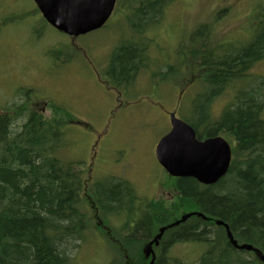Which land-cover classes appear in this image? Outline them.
Segmentation results:
<instances>
[{
    "label": "trees",
    "instance_id": "obj_1",
    "mask_svg": "<svg viewBox=\"0 0 264 264\" xmlns=\"http://www.w3.org/2000/svg\"><path fill=\"white\" fill-rule=\"evenodd\" d=\"M175 1L123 0L128 10L124 35L100 74L112 89L122 94L126 90L123 104L131 101L127 92L137 89L135 80L145 71L153 82L174 83L177 91L185 87L171 101L175 112L187 97L184 85L201 83L187 105L189 119H184L200 139L221 135L229 141L228 171L212 184L168 173L175 188L172 197L141 199L134 184L120 175L95 180L90 174L94 160L86 164L60 157L65 128L76 115L48 93L41 97L51 102L33 108L30 98L41 89L18 86L0 106V264H74V251L94 232L90 223L96 219L97 234L113 250L110 264H149L147 244L164 226L168 228L160 243L152 245L153 264H264L254 251L235 247L226 228L216 223L224 221L238 242L264 253V77L250 72L264 58V5L243 24L250 27L247 41L228 40L213 22L201 23L178 44L172 63L156 66L150 56L154 40L147 31L162 22ZM33 11L39 22L49 25L36 6ZM110 19L102 28H110ZM48 52L53 60L42 72L56 75L80 54L79 49L55 44ZM225 89L227 99L215 116L213 103L227 94ZM148 95L139 92L140 97ZM122 212L127 216L124 225L111 224L109 216ZM189 212V218L169 226ZM180 242L198 243L197 261L171 254L173 244Z\"/></svg>",
    "mask_w": 264,
    "mask_h": 264
},
{
    "label": "rangeland",
    "instance_id": "obj_2",
    "mask_svg": "<svg viewBox=\"0 0 264 264\" xmlns=\"http://www.w3.org/2000/svg\"><path fill=\"white\" fill-rule=\"evenodd\" d=\"M263 5L264 0H176L166 8L162 22L147 31L154 40L150 42V56L156 66L172 63L177 58L178 44L206 22H213L228 40L247 41L251 36L250 27H243V24H247L248 16L254 15L257 7ZM35 6L34 0H0V24L5 17L8 19L0 26V106L18 86L40 88L37 96L30 98L33 108H43L46 102H51L46 99L48 96L41 97L48 93L56 104L66 106L76 115L65 128L60 157L86 164L94 160V173L90 174L95 180L120 175L134 184L141 199L172 197L175 188L156 158L155 146L171 128L169 112L176 109L171 101L177 99L185 87L177 91L179 85L174 83L160 79L153 82V76L150 79L145 71L135 80L138 90L130 88L127 92L132 102L128 100V104H123L126 90L122 94L112 89L100 74V69L108 64L109 53L124 35L122 28L128 10L124 9L123 0L110 19V28L75 37L39 22V15L33 11ZM224 8L227 10L221 12ZM115 24L119 27H112ZM54 44L58 48L71 46L80 51L58 75L42 72L50 68L53 59L48 50ZM250 72L264 77V58L256 62ZM184 86L188 94L177 113L189 119L187 105L200 91L201 83L192 80ZM228 91L225 89L227 94L213 103L215 116L220 113ZM139 92L149 95L140 97ZM166 92L171 94L163 98ZM50 112L49 108L47 113ZM126 217V212H122L110 215L109 219L111 224L122 226ZM95 223H90L94 232L80 244L77 252L74 251V264H110L113 250L105 238L99 237ZM197 246L198 243H175L171 254L194 262L198 258H194L199 250Z\"/></svg>",
    "mask_w": 264,
    "mask_h": 264
},
{
    "label": "water",
    "instance_id": "obj_3",
    "mask_svg": "<svg viewBox=\"0 0 264 264\" xmlns=\"http://www.w3.org/2000/svg\"><path fill=\"white\" fill-rule=\"evenodd\" d=\"M44 18L54 28L68 35L78 36L101 28L111 16L117 0H34ZM171 129L163 135L156 145V156L167 172L177 177H195L204 184L215 183L229 169L232 161V149L229 141L221 136L200 139L195 128L186 120L170 114ZM193 213L182 215L180 221ZM202 215L201 213H198ZM217 224L224 225L230 242L238 249L254 250L264 262V253L249 243H239L233 236L229 225L217 219ZM167 226L147 244L146 255L153 257L152 245L159 244Z\"/></svg>",
    "mask_w": 264,
    "mask_h": 264
},
{
    "label": "flooded vegetation",
    "instance_id": "obj_4",
    "mask_svg": "<svg viewBox=\"0 0 264 264\" xmlns=\"http://www.w3.org/2000/svg\"><path fill=\"white\" fill-rule=\"evenodd\" d=\"M64 56H66V54L63 52V58H62V56H61V58H62V61H66L67 59L66 58H64Z\"/></svg>",
    "mask_w": 264,
    "mask_h": 264
},
{
    "label": "bare ground",
    "instance_id": "obj_5",
    "mask_svg": "<svg viewBox=\"0 0 264 264\" xmlns=\"http://www.w3.org/2000/svg\"><path fill=\"white\" fill-rule=\"evenodd\" d=\"M179 220H180V219H179ZM177 221H178V220H177ZM175 222H176V221H175ZM175 222H174V223H175ZM180 222H183V221H180ZM180 222H179V223H180ZM174 223L170 224L169 226L177 225V224H174ZM179 223H178V224H179Z\"/></svg>",
    "mask_w": 264,
    "mask_h": 264
}]
</instances>
